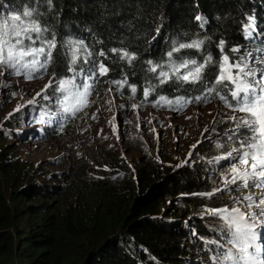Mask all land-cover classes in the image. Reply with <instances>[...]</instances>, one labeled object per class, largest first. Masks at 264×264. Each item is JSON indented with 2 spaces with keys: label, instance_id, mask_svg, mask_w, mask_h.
<instances>
[{
  "label": "trees",
  "instance_id": "trees-1",
  "mask_svg": "<svg viewBox=\"0 0 264 264\" xmlns=\"http://www.w3.org/2000/svg\"><path fill=\"white\" fill-rule=\"evenodd\" d=\"M24 7L36 9L47 36L56 34L58 46L44 75L72 77L73 49L66 42L82 41L76 80L91 84L97 96L109 91L158 107L166 104L161 97L210 99L229 109L221 96L231 86L215 84L223 57H245L253 61L250 67L264 70V0H0V15ZM197 40L204 42L199 49L172 51ZM124 52L135 58H124ZM209 55L202 81L185 83L172 75L181 60L204 63ZM100 64L106 75L80 72ZM59 99L45 118L44 138L60 132ZM228 102L234 103L230 96ZM212 124L187 164L164 171L147 165L136 172L121 156L110 155L62 172L34 167L7 144L27 131L0 126V264H214L216 246L205 241L222 240L205 209L230 206L232 199L205 195L215 180L208 179L209 162L215 139L223 143L234 125L216 119Z\"/></svg>",
  "mask_w": 264,
  "mask_h": 264
},
{
  "label": "rangeland",
  "instance_id": "rangeland-1",
  "mask_svg": "<svg viewBox=\"0 0 264 264\" xmlns=\"http://www.w3.org/2000/svg\"><path fill=\"white\" fill-rule=\"evenodd\" d=\"M246 62L249 66L253 64L252 60ZM37 76L27 80L23 76L8 75L7 71L0 75V83L8 85L6 88L0 87V126L27 131L21 139L7 140L9 151L34 167L40 165L53 172H62L78 164L96 165L109 155L116 159L121 156L135 168V172L147 165L160 167L164 171L166 167H174L178 163L187 164L193 149L213 127L215 119L230 121L228 117L241 114L210 99L194 103L185 101L184 107L177 109L175 104L140 106L109 91L97 96L91 90L88 106L81 111L64 113L60 103V132L44 138L42 135L46 133L42 130L48 128L45 118L52 117L51 109L54 112L57 110V95L61 98V94L53 91L56 87L53 83L47 92L37 96L52 80L44 74ZM44 96L49 98L45 99ZM33 99L36 100L35 105L27 103ZM19 106L23 107L15 111ZM34 107L36 109L33 110ZM68 114L69 120L65 118ZM5 121L7 124H4ZM67 126L70 128L67 129ZM214 143L217 145L220 142L215 139ZM220 144L224 147L216 146L215 157L209 162L208 179H215L211 183L212 191L223 188L221 176L228 170L229 161L218 158L226 155L231 142L226 138ZM232 187L235 189V186ZM239 191H243V196L250 194L248 189L218 193L232 199L229 207L238 206L243 210L247 202L243 201V196L237 197ZM252 191L258 192L256 189ZM237 199L242 203H236ZM214 218V226L221 228L222 221Z\"/></svg>",
  "mask_w": 264,
  "mask_h": 264
},
{
  "label": "snow or ice",
  "instance_id": "snow-or-ice-1",
  "mask_svg": "<svg viewBox=\"0 0 264 264\" xmlns=\"http://www.w3.org/2000/svg\"><path fill=\"white\" fill-rule=\"evenodd\" d=\"M48 2L50 4L51 0ZM48 32L49 28L41 24L39 14L33 7H24L22 12H14L7 16L0 15V75L7 71L8 75L23 76L27 80H32L38 78L37 74L42 76L46 73L53 52L58 46L56 34L53 32L49 37L46 35ZM203 43L202 40L181 43L172 51L184 48L199 49ZM66 44L73 49L68 70L74 75L57 80L53 74V79L41 93H37V96L43 95L55 83L53 91L61 94L59 102L63 106V112L72 113L88 106L92 85L87 82L78 84L76 80L79 73L75 65L77 53L83 47L82 41H67ZM168 56L171 57L172 52H169ZM123 57L129 60L135 58L128 52H124ZM211 63L210 55L204 63L181 60L179 64L174 65L172 75L185 83H197L202 81L205 68ZM217 68L215 84L231 86L221 99L233 112L243 115L228 117L234 122V127L230 130L231 135L227 136L231 144L226 155L218 158L229 161L228 170L221 176L223 188H217L205 195L211 197L217 192L231 193L236 189H248L250 194L243 196V201L247 202L243 210L238 206L205 209L206 214L222 221L220 239L223 241L221 243L218 240H207L205 243L216 246L214 264H264V70L250 67L245 57H241L237 62L230 61L228 56L223 57V62L218 63ZM151 70L155 72L156 68ZM182 70L187 71L181 74ZM258 71L259 80L256 79ZM80 72H84L89 78H95L97 74L106 75L108 69L100 64L93 65L86 71L81 69ZM161 75L168 76L163 72ZM0 87L6 88L8 85L0 83ZM135 91L133 87L132 92ZM148 94L145 91V98ZM12 95L15 96V93ZM228 96L234 103L228 102ZM161 101L168 105L175 104L177 109H182L185 104L182 99L171 101L161 97ZM27 103L35 105L36 100ZM21 107L23 106H19L15 111H20ZM233 144L235 146H232ZM216 146L224 147L220 143ZM232 186H235V189ZM253 189L258 192H253ZM236 203L242 201L237 199Z\"/></svg>",
  "mask_w": 264,
  "mask_h": 264
},
{
  "label": "bare ground",
  "instance_id": "bare-ground-1",
  "mask_svg": "<svg viewBox=\"0 0 264 264\" xmlns=\"http://www.w3.org/2000/svg\"><path fill=\"white\" fill-rule=\"evenodd\" d=\"M243 198V197H242Z\"/></svg>",
  "mask_w": 264,
  "mask_h": 264
}]
</instances>
